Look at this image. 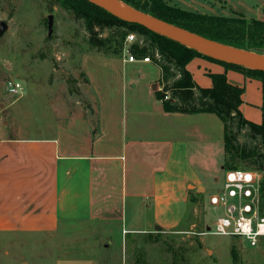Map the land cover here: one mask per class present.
Here are the masks:
<instances>
[{
	"label": "crops",
	"instance_id": "1",
	"mask_svg": "<svg viewBox=\"0 0 264 264\" xmlns=\"http://www.w3.org/2000/svg\"><path fill=\"white\" fill-rule=\"evenodd\" d=\"M250 2L264 9V0ZM200 6L183 10L229 17ZM258 11L250 20L264 21ZM124 57L80 58L97 105L94 140L85 116L45 125L42 136L0 130V235H50L60 224L85 222H119L125 234L156 226L172 231L186 216L191 194L201 196L220 172L223 182L222 122L213 114L164 112L155 97L162 88L160 69ZM186 71L199 89L212 87L208 75H225L229 85L243 89V118L262 123L261 82L201 58L191 60Z\"/></svg>",
	"mask_w": 264,
	"mask_h": 264
},
{
	"label": "rangeland",
	"instance_id": "2",
	"mask_svg": "<svg viewBox=\"0 0 264 264\" xmlns=\"http://www.w3.org/2000/svg\"><path fill=\"white\" fill-rule=\"evenodd\" d=\"M164 1L182 9L206 5L218 15H242L247 21L256 17L254 10L264 16V9L250 7V0ZM232 7L241 9V14ZM48 16H52L49 38ZM0 23L6 25L0 36V130L19 137L42 136L39 129L46 134L43 126L69 116L91 118L96 106L81 76L80 58L103 51L89 44L84 22L47 0H0ZM94 31L102 39L109 34L107 29ZM133 35L134 44L144 45L143 37ZM178 78L175 74L164 81L168 98L167 89ZM8 81L21 85L20 98L7 94ZM235 134L239 147L247 151L260 148L259 139L251 137L247 129ZM252 161H237L236 170L256 171ZM222 176L220 172L217 182L206 184L201 196L190 195L186 216L172 231L127 235L119 222H85L60 224L50 235L5 234L0 235L4 243L0 264H264V238L250 247L241 238L198 235L223 214L208 203L210 195L221 191ZM131 216L128 210L127 220Z\"/></svg>",
	"mask_w": 264,
	"mask_h": 264
},
{
	"label": "trees",
	"instance_id": "3",
	"mask_svg": "<svg viewBox=\"0 0 264 264\" xmlns=\"http://www.w3.org/2000/svg\"><path fill=\"white\" fill-rule=\"evenodd\" d=\"M56 4L61 9L70 12L76 19L82 20L89 33L88 42L92 47L103 51L96 56L106 58H120L124 54V39L128 34H137L144 38V45L132 44L127 52L136 59L148 58L161 72L160 91L155 92V97L161 103L166 113H181L194 115L200 113L213 114L218 117L223 125V170H236V162L251 159L255 170L264 174V110L262 108V123L255 125L246 121L239 111L242 104L243 89L233 87L226 81L225 75H208L212 87L210 89L197 88L190 74L186 71L187 64L194 58H201L222 66L225 71H234L246 78L257 80L264 87V72L251 71L239 66L225 63L186 48L165 37L156 35L146 29L133 24L122 22L102 9L84 0H47ZM124 5L145 15L177 26L190 33L203 38L231 46L234 48L251 51L264 55V21H247L242 15L234 17L213 16L189 12L179 7L170 6L164 0H117ZM95 28L107 29L109 34L104 39L98 38ZM155 55L158 59H155ZM174 70L175 73H172ZM175 74L178 80L173 81L167 89L170 98L164 94V81L173 79ZM84 82L89 83L83 73ZM167 97V99H165ZM94 115L87 118L90 133L94 140L98 132L97 105ZM248 130L251 137L258 138L260 148L245 150L236 144V134ZM262 174V175H263ZM260 213L264 215V175L259 186ZM129 235V234H127ZM139 235V234H138ZM149 236V234L147 235Z\"/></svg>",
	"mask_w": 264,
	"mask_h": 264
},
{
	"label": "built area",
	"instance_id": "4",
	"mask_svg": "<svg viewBox=\"0 0 264 264\" xmlns=\"http://www.w3.org/2000/svg\"><path fill=\"white\" fill-rule=\"evenodd\" d=\"M134 40V35L128 34L124 39V46L134 44ZM124 54L125 62L133 63L137 60L125 48ZM141 61L150 62L148 58ZM5 88L10 96L21 97L22 88L19 83L8 81ZM262 176L258 171H225L221 191L208 198L209 205L222 209L223 214L212 227L198 235L241 238L250 247H255L259 239L264 238V215L260 213L259 196Z\"/></svg>",
	"mask_w": 264,
	"mask_h": 264
},
{
	"label": "water",
	"instance_id": "5",
	"mask_svg": "<svg viewBox=\"0 0 264 264\" xmlns=\"http://www.w3.org/2000/svg\"><path fill=\"white\" fill-rule=\"evenodd\" d=\"M84 1L102 9L112 17L122 22L138 25L149 32L165 37L204 56L235 66H239L247 70L264 72V55L234 48L203 38L201 36L183 30L177 26L168 24L166 22L138 12L117 0L116 1L119 2V4H113L107 0ZM51 26L52 16H48V38L52 31ZM5 30L6 25L4 23H0V36L4 33ZM159 231L160 228L155 227V232Z\"/></svg>",
	"mask_w": 264,
	"mask_h": 264
},
{
	"label": "bare ground",
	"instance_id": "6",
	"mask_svg": "<svg viewBox=\"0 0 264 264\" xmlns=\"http://www.w3.org/2000/svg\"><path fill=\"white\" fill-rule=\"evenodd\" d=\"M107 1H109V2H111L113 4H119V2H117L116 0H107Z\"/></svg>",
	"mask_w": 264,
	"mask_h": 264
}]
</instances>
